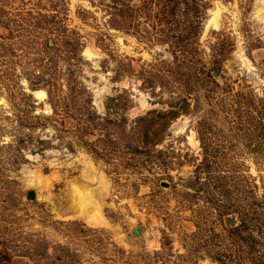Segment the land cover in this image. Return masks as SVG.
<instances>
[{"label": "rangeland", "instance_id": "374dc122", "mask_svg": "<svg viewBox=\"0 0 264 264\" xmlns=\"http://www.w3.org/2000/svg\"><path fill=\"white\" fill-rule=\"evenodd\" d=\"M0 264H264V0H0Z\"/></svg>", "mask_w": 264, "mask_h": 264}, {"label": "bare ground", "instance_id": "6f19581e", "mask_svg": "<svg viewBox=\"0 0 264 264\" xmlns=\"http://www.w3.org/2000/svg\"><path fill=\"white\" fill-rule=\"evenodd\" d=\"M220 16L221 10L217 9L212 20L209 22L210 26L218 27ZM36 94L41 98L46 96L44 90H39ZM83 187L80 185H75L73 187L70 199L71 212L78 217L80 216L84 218L90 223H96V221L101 217L100 207L97 204V199L94 198L95 195L90 192L87 187Z\"/></svg>", "mask_w": 264, "mask_h": 264}, {"label": "water", "instance_id": "95a60500", "mask_svg": "<svg viewBox=\"0 0 264 264\" xmlns=\"http://www.w3.org/2000/svg\"><path fill=\"white\" fill-rule=\"evenodd\" d=\"M30 195L33 196V195H34V192H31ZM135 233H136L137 235H140V230H139V229H135Z\"/></svg>", "mask_w": 264, "mask_h": 264}]
</instances>
